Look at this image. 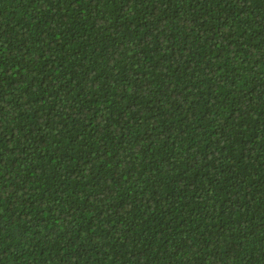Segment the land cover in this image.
I'll return each instance as SVG.
<instances>
[{"label": "trees", "instance_id": "trees-1", "mask_svg": "<svg viewBox=\"0 0 264 264\" xmlns=\"http://www.w3.org/2000/svg\"><path fill=\"white\" fill-rule=\"evenodd\" d=\"M0 264H264V0H0Z\"/></svg>", "mask_w": 264, "mask_h": 264}]
</instances>
